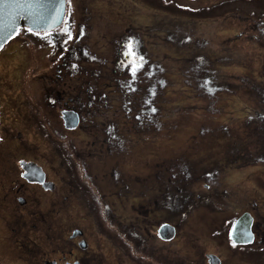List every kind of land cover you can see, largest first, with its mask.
<instances>
[{
    "label": "flooded vegetation",
    "instance_id": "obj_1",
    "mask_svg": "<svg viewBox=\"0 0 264 264\" xmlns=\"http://www.w3.org/2000/svg\"><path fill=\"white\" fill-rule=\"evenodd\" d=\"M63 1L57 25L42 29L18 26L0 45L1 53L21 31L46 34L53 42L49 60L57 59L52 74L40 73L38 63L36 74H28L32 67L24 64L20 76L10 72L22 66L18 62L10 71L0 67V264H210L207 254H214L218 264L223 263L217 250H207L196 239L193 244L187 234H178L179 242L194 251L177 253L175 245H169L176 240V231L184 225L192 203L222 202H214L202 192L193 195L187 187L191 181L201 179V185L214 189L224 204L230 189L219 180L221 167L201 168L196 174L188 162L190 155L181 167L183 162L176 166L171 161L174 158L152 159L149 164L134 154L138 145L134 140L154 142V134L164 126L155 116L158 107L153 97L158 80L152 75L154 66L141 52V29L130 22L120 33H113L107 63L105 56L94 50L95 40L88 36L90 18L101 17L105 11L95 14L86 4L78 10L76 4L82 0ZM160 1L193 14L189 15L193 18L215 8L221 9L215 13L222 14L232 0L204 4H193L196 0ZM229 13L233 14L223 16H237L244 28H264L253 21L255 11L251 9L241 15L233 10ZM164 22L172 25L165 32L167 40L190 42L192 37L196 44L206 45L204 36L191 34L188 27L182 30L184 23ZM28 43L34 46L29 39ZM197 60L212 65L201 52L191 55L192 62ZM102 63H107L111 72L100 73ZM102 75L106 80L101 81ZM202 127L201 133L212 128ZM79 133L87 137H79ZM235 160L236 156L226 162ZM148 166L152 169L144 172ZM175 205L183 208L180 216L184 217L169 214ZM251 211L243 209L220 220L231 221L227 237L222 234V223L211 230L227 247L247 249L242 254L248 261L264 248V215L258 217ZM243 212L248 214L244 221H250L251 238L235 243L229 230ZM151 214L155 216L149 217ZM162 224L169 226V232L158 233Z\"/></svg>",
    "mask_w": 264,
    "mask_h": 264
},
{
    "label": "rangeland",
    "instance_id": "obj_2",
    "mask_svg": "<svg viewBox=\"0 0 264 264\" xmlns=\"http://www.w3.org/2000/svg\"><path fill=\"white\" fill-rule=\"evenodd\" d=\"M212 1L216 0H196L193 4ZM85 4L95 14L99 10L105 11L101 17L90 18L88 36L90 40H95L94 50L105 56L107 63L111 54L110 38L131 22L141 29L144 41L141 52L155 68L152 75L154 80H158V90L153 102L161 108L155 116L159 125L163 123L164 126L154 134L157 138L154 142L133 139L138 141L134 154L143 161L148 160L149 164H152V159L162 161L166 157L174 158L171 161L176 166L183 162L181 167L190 155L188 162L196 174L201 168L220 166L219 180L230 189L223 204L220 194L215 195L212 192L214 189L203 187L201 179L191 181L187 187L193 195L202 192L214 202L216 199L222 202L192 203V209L186 212L184 225L178 233L176 231V240L169 245H175L177 253L194 251L179 242L178 234H187L188 241L193 244L196 239L202 241L207 250H217L223 260L221 264H264L263 247L254 254V259L248 261L242 254L247 249L227 247L224 239L211 234V230L219 228L222 223V234L227 237L231 221L220 220L228 217L233 209L236 210L231 215L243 209L252 210L258 217L264 215V28L247 29L237 16H223L226 13L232 15L229 13L231 10L241 15L251 9L255 11L253 21H259L258 27L264 26V0H232L226 4L222 14L215 13L221 10L215 8L212 13H202L193 18L190 17L193 14L174 10L160 0H82L76 4L77 9H85ZM249 13L252 14L251 11ZM165 20L184 23L182 30L188 27L191 34L204 36L206 45L204 42L196 44L192 37L190 42L167 40L165 32L172 25L165 24ZM27 34L24 31L14 34L0 53V67L10 71L18 62L22 66L13 67L10 71L17 76L22 75L24 64L32 67L28 74H36L37 70L52 74L53 62L57 60L50 62L52 58L48 57L53 47L52 40L46 34ZM26 36L34 46L28 43ZM195 52L203 53L212 65L204 64V60L192 62L191 55ZM36 63L39 64L37 70L34 68ZM107 63L101 64L100 73L111 72ZM162 79L167 81L164 87ZM104 80L106 77L102 75L101 81ZM147 99L151 104L152 96ZM202 125L212 128L201 133L199 128L203 129ZM135 134L127 133L128 136ZM78 136L87 137L82 133ZM235 156L237 160L226 162ZM151 169L148 166L143 171ZM192 199L197 202L193 196ZM179 201H182L181 198ZM180 211L183 208L175 205L174 212L169 214L173 218L184 217L180 216ZM124 213L129 215V211Z\"/></svg>",
    "mask_w": 264,
    "mask_h": 264
},
{
    "label": "water",
    "instance_id": "obj_3",
    "mask_svg": "<svg viewBox=\"0 0 264 264\" xmlns=\"http://www.w3.org/2000/svg\"><path fill=\"white\" fill-rule=\"evenodd\" d=\"M62 12L63 0H0V44L19 25H26L31 29L56 25L62 17ZM247 216L246 212L241 213L230 227L229 237L235 243H244L251 238L248 229L250 221H244ZM166 228L169 226L160 225L158 233H164ZM166 231L169 232V229ZM207 256L210 264H218V258L214 254Z\"/></svg>",
    "mask_w": 264,
    "mask_h": 264
},
{
    "label": "trees",
    "instance_id": "obj_4",
    "mask_svg": "<svg viewBox=\"0 0 264 264\" xmlns=\"http://www.w3.org/2000/svg\"><path fill=\"white\" fill-rule=\"evenodd\" d=\"M161 83L163 84V87H164L167 84V81H164V79H162ZM160 110H161V108L158 107V111H160Z\"/></svg>",
    "mask_w": 264,
    "mask_h": 264
},
{
    "label": "bare ground",
    "instance_id": "obj_5",
    "mask_svg": "<svg viewBox=\"0 0 264 264\" xmlns=\"http://www.w3.org/2000/svg\"><path fill=\"white\" fill-rule=\"evenodd\" d=\"M12 37H13V36H12ZM9 39H10V38H9ZM9 39H8V40H9ZM5 45H6V44H5ZM2 48H3V47H2Z\"/></svg>",
    "mask_w": 264,
    "mask_h": 264
}]
</instances>
